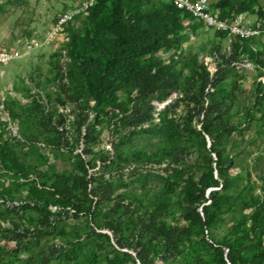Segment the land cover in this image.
Listing matches in <instances>:
<instances>
[{
    "label": "rangeland",
    "instance_id": "1",
    "mask_svg": "<svg viewBox=\"0 0 264 264\" xmlns=\"http://www.w3.org/2000/svg\"><path fill=\"white\" fill-rule=\"evenodd\" d=\"M79 1L0 0V49L19 53L17 58L0 67V264H73L61 258L59 252L68 247L71 236L79 234V239L86 238V241L77 254L78 264H107L112 259L119 264H198L194 257L205 264H218L213 247L223 237L232 239L234 246L246 248L241 250L240 256L247 253V249L258 250L256 241L248 243L230 234L233 216L247 215L249 209L237 211L232 207L231 211H219L212 227L203 229L201 206L208 204V200L201 204L184 202L182 178H177L178 184L169 194L165 210L157 213H152L148 204L151 202L148 197L159 189L157 179L150 177L144 181L145 195L138 185L128 186L127 195L123 196L127 210L110 212L114 232L101 226L106 208L91 220L89 210L77 214L66 208L58 211L52 203L43 205V201L33 199L39 181L48 182L53 173L72 171L73 163L81 155L94 165L89 171L98 172L105 158H115L116 154L123 155L134 148L155 150L162 137L153 131V126L158 121L159 111L176 97L173 92L163 102L150 101L153 121L142 126L148 131H135L129 138L122 127H114L121 112L127 113L128 105L118 107L124 101V94L118 93L115 103L108 107L95 106L84 79L74 74L76 69L73 68V74L67 72L74 61L67 54L70 35L77 37L85 31L89 13L78 15L62 27L59 34L48 36L57 15ZM208 1L214 13L225 10L230 15L239 14L248 22L254 20L257 7H264V0H252L247 10L239 8L241 0ZM167 2L148 0L147 6L153 8ZM180 23L177 39L168 47L155 49L154 56L165 64L176 61L175 67L179 68L180 57L194 55L209 77L220 71L219 82L226 88L235 87L230 121L238 124L248 112L252 123L241 131L240 137L232 134L229 138L230 141L242 139L241 144L247 150L243 160L239 155L235 168H229L232 175L238 173L236 188L230 194H235L248 180L251 194L264 200L263 181L259 178L264 177V106L254 104L252 94L262 76L264 58L259 63L253 62L249 49L235 48L233 38L204 30L196 21L180 17ZM29 41H36L38 45L25 52L23 44ZM256 48L264 55L262 46ZM181 73V79L188 76L185 68ZM204 101L205 105L208 100ZM202 112H188L183 103H178L167 114L176 123L184 124L173 146L177 149L178 163L184 164L194 178L199 174L196 168L205 170L209 154V138L203 136L201 140L191 130L199 131ZM238 148L240 143L235 147ZM83 151H87L86 154ZM162 166L148 163L139 169L166 173L160 170ZM37 172H41V179L36 178ZM217 188L206 189L204 197L209 190ZM129 198L131 203L127 202ZM46 209L52 222L39 234L35 233L33 227L38 226L37 218ZM116 222L121 224L117 226ZM90 228L102 237L93 234ZM222 249L226 261V250ZM262 258L264 262V249L257 251L253 263Z\"/></svg>",
    "mask_w": 264,
    "mask_h": 264
},
{
    "label": "trees",
    "instance_id": "2",
    "mask_svg": "<svg viewBox=\"0 0 264 264\" xmlns=\"http://www.w3.org/2000/svg\"><path fill=\"white\" fill-rule=\"evenodd\" d=\"M147 1L94 0L92 6L85 11L89 13V24L85 31L77 37L70 35L67 54L74 61L67 72L73 74V68L76 69L74 74L84 79L95 106L108 107L115 103L118 93L124 94V101L119 103L118 107L122 104L128 105L127 113L121 112L114 127H122L123 131H127L129 138L135 131L149 130L143 129L142 126L153 121V106L150 101L163 102L174 92L176 97L169 100L159 111L158 121L153 126V131L162 137L161 144L153 151L134 148L125 151L123 155L116 154L115 158H105L102 160L104 169L101 167L98 172H90L94 165L90 160L83 159L85 155H81V158L73 163L72 171L53 173L48 182L39 181L32 198L43 201V205L44 202L52 203L58 211L66 208L77 214L89 210L91 220L101 209L106 208L101 226L114 232L110 212L127 210V205L123 204V196L127 195L125 189L128 186L138 185L142 188L141 193L145 195L144 181L150 177L157 179L159 189L148 197L151 200L148 204L152 213H157L165 210L170 200L169 194L178 184L177 178H182L184 202L201 204L208 200V204L201 206L204 215L203 229L209 230L212 227L214 217L219 211H231L232 207L237 211L250 210L247 215L239 218L233 216L230 234L233 238L241 237L248 243L256 241L258 250L247 249V253L240 256L241 250L246 248L234 246L232 239L223 237L213 247L219 260L218 264H226V261L228 264H264L263 258L262 261L253 263L257 251L264 249V200H259L257 195L251 194L248 180L235 194H230L236 188L238 173L232 175L229 168H235V160L239 155L243 160L247 150L245 145L241 144L242 139L230 141L229 138L232 134L240 137L241 131L251 126V114L246 112L238 124L230 121L232 115L229 109L235 102V87L232 85L226 88L219 82L220 71H215L213 76L209 77L205 67L196 62L194 55L180 57L179 68L175 67L176 61L165 64L154 56L155 49L168 47L177 39L181 28L180 17L194 22L195 20L187 13L175 9L170 0L167 4L153 8L147 6ZM249 2L252 0H241L239 8L247 10L250 8ZM211 9L214 11L212 7ZM217 9L222 10V7ZM257 9L255 16H259L264 7ZM215 14L219 19L228 22L236 16L228 14L225 10ZM233 41L235 48L239 46L241 50H250L253 62L259 63L263 60L264 55L256 46H262L264 50V44L239 38H233ZM182 68L186 69L188 75L184 79H181ZM263 71L264 68L262 73ZM252 94L253 103L264 106V83L259 79L252 89ZM205 99L208 101L204 105ZM178 103H183L188 112L203 111L199 131L191 130L201 140L206 136L210 141L205 170L196 168L199 174L195 178L192 173L187 172L184 164L178 163L177 149L173 146V141L179 136L184 124L176 123V120L167 117V114L170 109L176 108ZM262 124L264 126V117ZM239 143L240 148L235 149ZM86 152L83 151V154ZM148 163L162 164L160 170L166 173L139 169V166ZM37 174L36 178L41 179V172ZM246 174L249 175V172ZM259 178L264 186V177ZM210 187L218 188L209 190L207 197H204L205 190ZM118 189L121 191H117ZM127 202L131 203V198ZM49 213L46 209L45 213L38 216V226L33 227L35 233L39 234L49 227L52 222L48 217ZM115 224L118 226L121 223ZM96 226L100 229L99 225ZM90 230L96 236L102 237L101 233H94L93 228ZM79 238L80 234L70 237L67 241L68 247L59 252L61 258L78 264L77 254L86 241V238ZM201 242L206 244L205 241ZM222 247L226 250V261L222 257ZM194 260L198 264H205L197 257H194ZM107 264L119 263L112 259L107 261Z\"/></svg>",
    "mask_w": 264,
    "mask_h": 264
},
{
    "label": "built area",
    "instance_id": "3",
    "mask_svg": "<svg viewBox=\"0 0 264 264\" xmlns=\"http://www.w3.org/2000/svg\"><path fill=\"white\" fill-rule=\"evenodd\" d=\"M93 3L94 0H81L70 8L61 11L55 18L54 23L49 27L48 36L53 37L59 34L62 27L78 15L83 14ZM170 3L175 9L187 13L195 21L199 22L204 30L222 32L231 38L254 40L264 44V10L259 16H255L251 22L243 20L239 14L228 22L216 16L209 6L208 0H170ZM37 45L36 41L25 42L23 49L28 52ZM18 56L19 53L15 50L0 49V67ZM1 74L2 71L0 69V77ZM258 79L261 83H264V71Z\"/></svg>",
    "mask_w": 264,
    "mask_h": 264
}]
</instances>
